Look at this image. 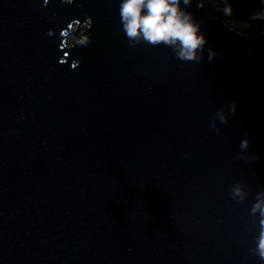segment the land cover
Here are the masks:
<instances>
[{"label":"water","instance_id":"95a60500","mask_svg":"<svg viewBox=\"0 0 264 264\" xmlns=\"http://www.w3.org/2000/svg\"><path fill=\"white\" fill-rule=\"evenodd\" d=\"M181 8L199 61L118 0H0V264H264V18Z\"/></svg>","mask_w":264,"mask_h":264},{"label":"clouds","instance_id":"9594fccd","mask_svg":"<svg viewBox=\"0 0 264 264\" xmlns=\"http://www.w3.org/2000/svg\"><path fill=\"white\" fill-rule=\"evenodd\" d=\"M189 2L190 0H183L184 4ZM118 15L122 32L129 41L135 40L151 46H171L178 59L182 61L202 59L206 36L191 13L181 8V0H118ZM87 20L91 26L92 17L88 16ZM79 23V18H72L66 28L60 29L61 35L68 36V30ZM75 42H77L76 37L72 36L67 41H61L59 47L63 48L66 44L72 45ZM80 42H87V37H83ZM215 56V49L209 48L208 59L211 60ZM235 110L236 102L232 101L230 111L235 112ZM220 116L222 120L225 119L223 111ZM248 143L247 136L241 139L242 146L247 147ZM258 251L264 258V231L259 238Z\"/></svg>","mask_w":264,"mask_h":264},{"label":"trees","instance_id":"16d2710c","mask_svg":"<svg viewBox=\"0 0 264 264\" xmlns=\"http://www.w3.org/2000/svg\"><path fill=\"white\" fill-rule=\"evenodd\" d=\"M229 23L243 27L260 6V0H224Z\"/></svg>","mask_w":264,"mask_h":264},{"label":"built area","instance_id":"2783aa9c","mask_svg":"<svg viewBox=\"0 0 264 264\" xmlns=\"http://www.w3.org/2000/svg\"><path fill=\"white\" fill-rule=\"evenodd\" d=\"M257 13H259L258 16L264 18V0H260V6L259 9L257 10V12L255 14H253L252 16H256Z\"/></svg>","mask_w":264,"mask_h":264},{"label":"rangeland","instance_id":"374dc122","mask_svg":"<svg viewBox=\"0 0 264 264\" xmlns=\"http://www.w3.org/2000/svg\"><path fill=\"white\" fill-rule=\"evenodd\" d=\"M228 15V14H227ZM227 21H228V16H227ZM229 22V21H228ZM248 23V22H247ZM247 23H246V25H247ZM245 25V26H246ZM244 27V26H243ZM239 28H242V27H239ZM70 37V36H69ZM69 37L67 38V40L69 39Z\"/></svg>","mask_w":264,"mask_h":264}]
</instances>
